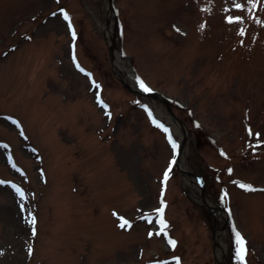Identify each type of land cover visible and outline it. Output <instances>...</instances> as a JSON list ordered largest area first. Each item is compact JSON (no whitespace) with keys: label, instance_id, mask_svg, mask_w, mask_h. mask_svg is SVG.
Wrapping results in <instances>:
<instances>
[{"label":"rangeland","instance_id":"rangeland-1","mask_svg":"<svg viewBox=\"0 0 264 264\" xmlns=\"http://www.w3.org/2000/svg\"><path fill=\"white\" fill-rule=\"evenodd\" d=\"M237 2L246 4L113 0L108 16L105 0H0V180L25 190L21 198L0 185V264H175L173 256L181 264H219L213 233L224 222L227 263L239 264L235 222L247 237L249 264H264V191L233 183L264 188V144L247 132L251 126L264 139V24L233 8ZM58 8L69 13L75 40L62 14L50 15ZM256 14L264 19V8ZM226 15L245 19L229 23ZM113 24L117 48L111 49L105 31ZM73 44L100 89L76 68ZM115 69L130 82L129 75L144 79L168 99L170 111L158 93L124 86ZM98 90L110 118L95 99ZM142 105L176 141L182 134V160L222 208L218 215L174 163L165 186L176 149ZM162 187L175 248L163 234L148 236L160 227L153 209ZM225 189L226 202L220 198ZM114 210L132 227L120 228ZM28 212L36 217L35 236ZM146 212L151 222L141 219Z\"/></svg>","mask_w":264,"mask_h":264},{"label":"snow or ice","instance_id":"snow-or-ice-1","mask_svg":"<svg viewBox=\"0 0 264 264\" xmlns=\"http://www.w3.org/2000/svg\"><path fill=\"white\" fill-rule=\"evenodd\" d=\"M233 8L238 9V10H245L248 12V14L251 16L252 19H254L257 23H261L264 24V19H261L257 14H256V10L258 8H264V4L261 3V0H246V4L245 3H241V2H237L234 5H232ZM224 11L227 13L229 11V9L226 7L224 9ZM62 14L63 19L65 21H67V27L70 30L71 36L73 38V40H75L76 38V30L72 24V20L71 17L69 15V13L64 9V8H58L56 12H52L50 13L51 16H56L57 14ZM225 19L229 22V23H233V22H242L245 17L244 16H240V15H226ZM173 27L176 28V30L179 32L181 31V29L175 25H173ZM201 28H204L205 25L201 24L200 25ZM239 34L241 36L246 34V30L243 27L239 28ZM31 37H29L30 39ZM241 44L244 43L243 40L239 41ZM75 45L73 44V54H72V60L73 63L75 64L76 68L79 69L81 72L86 73L87 77L91 80V85L93 87H95L96 89H100L101 85L99 84L98 81H96L95 79L92 78V73L87 71V69L83 68L81 66V64L79 63V61L77 60L75 51H74ZM135 80L138 84V86L144 91V92H151L153 91L152 87L144 80L142 79L140 76H136ZM95 99L96 101L102 106V109L104 110V113L107 117H111L112 116V112L109 110V105L101 98V93L100 91H96L95 93ZM142 107L145 108V110L148 113V116L151 118L152 123L154 125H156L157 127H159L160 129L163 130L164 133L167 134V139L169 141V143L172 146V149L175 150L177 148V141L173 138L172 132L170 131V129L163 123H161V121L157 120L153 114L151 109L148 107V105H142ZM9 120H12L13 123L19 125V121L16 120L14 117L9 116L8 117ZM247 132L249 135H253L257 138L256 143L257 144H264V139H259L261 137V133L259 131L254 132L253 129L251 128V126H249L247 128ZM21 135H23V133H21ZM35 151V149H34ZM221 153L223 155H227L226 152L223 151V149H221ZM9 163H12V157L11 155H9L8 157ZM175 162V156L172 157V162H170L169 167L166 168L164 170L163 173V182L166 186V182L169 179L170 176V169L172 167V163ZM12 167L16 168V164L12 163ZM20 170V169H18ZM22 171V170H20ZM227 171L229 173L233 172L232 168H228ZM217 179H219V177H217ZM234 184L238 185L241 189L247 190V191H264V188H260L257 189V187L252 184V183H246L242 180H235L233 181ZM0 185H10L11 188L15 191V193L21 197V198H25V190L21 187V185L11 181V180H0ZM164 187L161 188V199L159 201V206L154 208L153 211L156 214V216L158 217V224L160 225L159 229L157 230H150L148 232V236L152 237L153 235H161L163 234V237L166 238L167 243L169 245H171L173 248L176 247L177 245V241L168 233L167 231V227H168V221L165 218V207L167 205V201L163 198V194H164ZM229 193L227 191V189L223 190V193L221 195V200H225L226 202V198L228 197ZM20 209L21 211H26V207L24 204L20 205ZM229 214H231V209H228ZM113 215L118 217L119 220V227L120 228H131L132 227V221L128 218H126L123 215H120L118 212H116L115 210L113 211ZM141 219H146L149 220L151 222V214L150 213H145ZM27 222L29 225H31V232L30 234L32 236L36 235V217L33 213L28 212L27 213ZM232 233H233V243H234V247H235V251H234V259L236 261L239 262V264H249V261L247 259L248 257V253H249V247H248V240L247 237L242 233V231L237 227L236 223L233 222L232 224ZM34 251V247L32 244H28L27 245V253L28 255H31ZM4 252L3 249H0V254H2ZM171 259L173 261H175V264H181V258L179 256H173L171 257ZM149 264H166L165 261H149Z\"/></svg>","mask_w":264,"mask_h":264},{"label":"bare ground","instance_id":"bare-ground-1","mask_svg":"<svg viewBox=\"0 0 264 264\" xmlns=\"http://www.w3.org/2000/svg\"><path fill=\"white\" fill-rule=\"evenodd\" d=\"M110 15H111V11L108 10V16H110ZM105 33L109 37L110 36V29L107 28ZM115 55H116V52L113 51V57H115ZM114 66H116V65H114ZM115 75L127 87L134 89V90H138L140 93L144 94L145 96H147V94H149L148 92H144L139 86L135 85L133 82H130L128 80V78L125 75H123L118 69H115ZM177 137H178V141H177L178 146L176 148V159H175L176 163L175 164L179 168L180 174H181L184 182L190 184L196 190H199V184L197 183V181L194 180V178H191V176L187 174L188 169L182 160V156H181V152H180V146H179L180 139H182V134H178ZM203 200L212 212L216 213L217 215L219 214L218 204H216L213 200H211L209 198L206 191H204ZM213 237H214V243H215V248H216V258H217L219 264H228L224 258V253H225V244L223 241L224 232L217 228L213 233Z\"/></svg>","mask_w":264,"mask_h":264},{"label":"water","instance_id":"water-1","mask_svg":"<svg viewBox=\"0 0 264 264\" xmlns=\"http://www.w3.org/2000/svg\"><path fill=\"white\" fill-rule=\"evenodd\" d=\"M106 1V7L108 8V10H113L114 9V5H113V0H105ZM114 24H113V27H112V29H111V31H110V38H109V48H117L116 47V42H115V36H114ZM131 78H132V80H134V84L135 85H137L138 86V84H137V82H136V80H135V77L136 76H138V75H136V74H134V75H129ZM125 85V84H124ZM126 86V85H125ZM127 87V86H126ZM129 88V87H128ZM129 89H131V88H129ZM153 89V91H151L152 93H158V94H160L161 95V97H162V101H163V103H164V105L167 107V109L170 111V109H169V105H168V100H167V98H165L164 97V95L162 94V93H160L159 91H157L156 89H154V88H152ZM131 90H133V91H135V92H138V93H140L138 90H134V89H131ZM171 113V115L178 121V123L181 125V127L183 128V121L181 120V119H179V118H177L172 112H170ZM181 143H182V141H181ZM187 174H189V175H193V176H195L196 178H197V180L199 181V183H200V188H199V190H200V197H201V202L203 203V204H205V202H204V200H203V195H204V184H203V182H202V180H201V178H200V176L197 174V173H194V172H190V171H187ZM206 205V204H205ZM207 206V205H206ZM208 207V206H207ZM218 208H221V207H218ZM222 209V208H221ZM226 225V223L224 222V223H222V225L221 226H218L217 228L218 229H222L224 226ZM213 239H214V237H213ZM219 263V262H218Z\"/></svg>","mask_w":264,"mask_h":264},{"label":"trees","instance_id":"trees-1","mask_svg":"<svg viewBox=\"0 0 264 264\" xmlns=\"http://www.w3.org/2000/svg\"><path fill=\"white\" fill-rule=\"evenodd\" d=\"M117 31H119V27H117ZM136 97H138V95H135Z\"/></svg>","mask_w":264,"mask_h":264}]
</instances>
